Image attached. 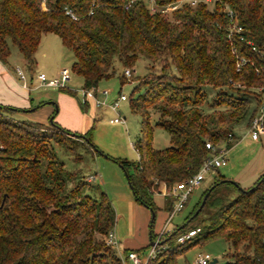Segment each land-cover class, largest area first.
<instances>
[{
	"label": "trees",
	"instance_id": "16d2710c",
	"mask_svg": "<svg viewBox=\"0 0 264 264\" xmlns=\"http://www.w3.org/2000/svg\"><path fill=\"white\" fill-rule=\"evenodd\" d=\"M176 1L0 0V62L8 63L11 43L31 74L42 35H57L73 54L70 70L82 78L83 111L89 105L84 91L114 76L116 60L123 69L121 85L129 78L126 69H133L139 57L148 60L142 77L130 76L136 85L129 106L141 116L133 144L138 158L115 161L127 174L135 200L154 213H169L174 204V197L166 196L165 204L158 205L155 194L193 175L222 146L231 147L229 134L234 139L236 125L250 124L261 104L258 89L264 86V0L195 5L184 0L174 10L162 11ZM225 8L242 29L232 37ZM241 59L246 62L237 69ZM205 87L216 89L209 100ZM58 90L77 95L69 87ZM13 112L24 110L0 103V264L128 263V252L144 247L124 249V263L116 248L105 243L115 224L111 201L104 192L99 198L84 193L85 180L68 187L73 173L54 148L73 149L79 138L100 153L92 141L93 125L76 137L54 121L55 110L46 122L15 118ZM153 112L159 114L156 126L169 135L168 147L152 146ZM207 142L216 150H209ZM215 170L212 183L192 202L185 226L176 225L146 264H177L189 248L216 238L230 246L226 256L231 261L225 264H264V173L240 189L222 181L226 177ZM195 228L200 230L193 237L176 242L177 235ZM156 237L151 230V239Z\"/></svg>",
	"mask_w": 264,
	"mask_h": 264
},
{
	"label": "rangeland",
	"instance_id": "374dc122",
	"mask_svg": "<svg viewBox=\"0 0 264 264\" xmlns=\"http://www.w3.org/2000/svg\"><path fill=\"white\" fill-rule=\"evenodd\" d=\"M9 46L10 56L8 63L4 65L5 68L17 65V67L23 69L24 59L22 55L16 46L11 43ZM35 59L36 65L34 72L29 74L23 69L26 76L28 78L32 76V80H34L31 87L27 88V96H24L27 101L29 100L28 102L31 99L33 106L25 109V111L38 106L41 101H52L56 108L52 104H47L43 110L48 108L49 105H52L56 111L54 121L62 127L73 129L71 132H74V130L79 131L77 133L79 134L81 131L84 132L93 125L92 141L100 153H96L79 138H76L77 141L73 149H67L62 145L54 144L58 159L63 162L66 170L73 173V177L68 181L67 186L72 187L79 180H85L87 186L84 188V193L94 198H99L101 192H104L113 206L115 215L113 230L115 235L120 242H123L125 239H130L139 243V240H142L137 245H142L140 248H144L138 253L141 258H145L150 249L148 245L151 230L153 234H158L161 231L168 216V211L162 209L155 213L153 228L151 229L150 222L152 221V213L150 209L135 200L125 172L115 161L118 158L130 161L138 158L133 144L140 133L141 116L133 112L129 106V95L136 85L135 78L130 79L129 77L127 78V82L121 85L119 76L123 73V69L116 60L114 63L115 75L109 79L102 80L99 82L97 88H95L97 98L105 104L96 107L92 97L85 95L89 105L83 111L79 106V102H83L84 98L81 88L82 78L70 70L74 57L71 51L62 45L60 38L53 33L42 35ZM147 65L148 60L144 57H139L133 69H130L132 76L136 78L142 77L147 72ZM62 68H68L70 70V80L67 83V87L76 91L77 95L75 97L61 92L56 88L33 87L38 84L36 76L40 72L45 73L46 77L50 78L57 76ZM12 73L15 74L16 72L13 70ZM13 77L18 79L17 74L13 75ZM15 82L17 83L16 80ZM104 91H107V93H104ZM205 91L207 93L206 98L209 100L214 96L216 89L205 87ZM119 94H124L127 100L120 102L118 111L114 112L106 105L112 103ZM10 107L14 108L12 106ZM43 110L40 108L38 112L34 111L27 114L33 117L36 114L40 115ZM12 116L15 118L23 117L20 112H13ZM116 116H119L123 122L113 123L111 120ZM158 118L159 114L157 112L151 113L149 121L153 128L152 146L156 149H162L170 145L169 135L164 129L156 126ZM248 130L249 123L247 122L236 125L235 133L237 136L228 149L238 147L228 153L229 150L226 146H222L227 150V154H225L227 164L218 168L220 174L225 176L248 174L255 162V158H258V154H261V157L264 156V137H261V140L258 142H252ZM238 148L239 152H236ZM215 171H210L206 174L201 184L194 188L191 195V202L185 209L176 213L169 220L167 228L170 232H173L176 225L183 224V219L190 210L192 202L214 180ZM95 174L96 178L89 182L87 178ZM169 190L165 188L160 195L155 194L154 200L158 205L163 206L165 204L166 196H169ZM165 237V235H162L161 241ZM120 246L116 249V252L125 263L124 249L122 245ZM228 251H230V246L223 238L212 239L203 244L195 245L185 253L179 255L177 257V264H195V258L200 252L210 255L208 264H225L231 261V258L226 256ZM214 259L216 260L215 262H213ZM125 264L132 263L128 261Z\"/></svg>",
	"mask_w": 264,
	"mask_h": 264
},
{
	"label": "built area",
	"instance_id": "2783aa9c",
	"mask_svg": "<svg viewBox=\"0 0 264 264\" xmlns=\"http://www.w3.org/2000/svg\"><path fill=\"white\" fill-rule=\"evenodd\" d=\"M184 0H179L170 4H167L162 7V11L164 12H170L174 10L177 6H179ZM186 2H189L191 5H195L201 1L209 2L211 0H185ZM151 10H155V7H151ZM225 12L229 19L232 21L231 22V27L229 28V37H232L234 33L238 34L241 32V27L236 24L233 19H234V13L230 8H225ZM70 13V12H69ZM241 39V37H239ZM254 49V47H252ZM246 60L241 59L237 63V69L241 66V64H244ZM15 72L17 74L18 80L21 82L24 88L28 87V77L26 76V73L23 69L20 67L15 68ZM124 74L126 77H130L132 75V71L130 69H126L124 71ZM38 80V84L36 87H43V88H62V87H67V83L70 80V70L68 68H62L59 71V74L57 76H53L50 78H47L45 73L40 72L36 76ZM260 91V96H261V104L256 112V114L253 116L252 120L250 121L249 124V134L250 137L253 140H258L261 136L264 135V86L260 87L258 89ZM96 89L94 90L89 89L84 91L85 95H88L92 97L94 100L95 106L100 107L104 105L105 103L100 101L97 98V95L95 94ZM83 92V89H82ZM104 93H107V91H104ZM126 96L124 94H119L118 97L112 102L107 104L106 106L112 109L114 112L118 111V105L120 102L126 100ZM113 123H121L123 120L119 116L114 117L111 120ZM228 142H233L232 135L229 134V139ZM206 147L211 150L212 152L216 150V146L210 142H207ZM227 150L225 148L219 149V153L217 154H210L204 160L202 161V164L200 168L191 176L185 178L184 180L174 184L169 192L168 195L174 197V204L172 210L167 214V218L163 224V227L161 231L157 234V239L156 242H160L162 239V235H168L170 234V231L167 228L169 220L173 218V216L180 212L187 201L189 195L193 192L194 188L199 186L201 182L205 179V176L207 173L210 171H214L216 168H219L220 166H223L226 164V154ZM96 178L95 175H90L87 179L89 182L93 181ZM167 195V194H166ZM200 229L195 228L192 230H189L187 232H183L176 237V242L178 243H184L187 239L193 237ZM105 243L107 245H110L114 248H116L118 244V240L116 238V235L114 233V230H111L105 235L104 237ZM159 245L155 244L154 246H151L147 255L145 258H141L139 253L137 251H129L127 254V260L130 261L132 264H146L148 260H151L155 257L157 247ZM122 259V258H121ZM210 260V255L207 253H198L196 258H195V264H208Z\"/></svg>",
	"mask_w": 264,
	"mask_h": 264
},
{
	"label": "crops",
	"instance_id": "0c3cea01",
	"mask_svg": "<svg viewBox=\"0 0 264 264\" xmlns=\"http://www.w3.org/2000/svg\"><path fill=\"white\" fill-rule=\"evenodd\" d=\"M16 66H14V68H16ZM12 68L13 66H9L5 68L4 64L0 62V103L9 105L15 108L23 109L24 112H20L23 116L22 118L31 119L34 121L46 122L47 119L51 117L52 112L55 110L56 108L55 104L52 101H48V102L41 101L39 104L43 103V105L40 106L39 108L36 106L30 110L28 109L25 111V109L31 108L33 106L31 99H30V102H28L29 100L27 101L24 98V96L25 95L27 96L26 94L27 88L31 87V84L34 82V80H32V76L28 78V87L24 88L21 82L15 77H13V75H16V73L15 74L12 73L13 72ZM15 80L17 81V83L15 82ZM36 86L37 85H34L33 87L36 88ZM47 104H52L55 108L52 105H49L48 108L43 110V108L47 106ZM40 108H42L43 110L40 115L36 114L35 116L32 117L27 114V113L34 112V111L38 112V109ZM54 120H55V117H54ZM63 128H66V127H63ZM68 130L72 131L73 129H68ZM74 132H79V131L74 130ZM236 136L237 135L234 132V139L236 138ZM261 137H264V135ZM261 137L258 140H253L251 137L250 139L252 142H258L261 140ZM237 147L238 146L232 149H228L229 150L228 153L235 150ZM236 152H239V148L236 150ZM254 161L255 162L253 163L248 174H243V175L238 174L235 176L233 175L225 176L224 175V176L226 177V179H232L236 181L242 188H248L257 180V178L261 174L264 173V156L261 157V154H258V158H255ZM226 164H227V161H226ZM117 240L119 243L117 244L116 249L119 248L120 245H122L123 249H139L142 246V245H137V244H140L142 240H139V243H137L136 241L130 240V239H125L123 242H120L118 238ZM149 245H150V239H149Z\"/></svg>",
	"mask_w": 264,
	"mask_h": 264
},
{
	"label": "water",
	"instance_id": "95a60500",
	"mask_svg": "<svg viewBox=\"0 0 264 264\" xmlns=\"http://www.w3.org/2000/svg\"><path fill=\"white\" fill-rule=\"evenodd\" d=\"M52 119H53V116L52 117H50V121H52ZM70 135L71 136H76V137H80L81 135L80 134H77V133H74V132H71L70 133ZM126 174V173H125ZM126 176H127V174H126ZM264 178V175L261 177V180ZM222 181H230V182H232L233 184H235L236 186H238L240 189H243L236 181H234V180H230V179H223ZM216 184H213V185H211L209 188H208V191L205 193V195H204V197H203V199H202V201H201V203H200V205H199V207L197 208V210L193 213V215L189 218V220H191L198 212H199V210L203 207V205H204V203H205V200H206V198H207V196H208V194H209V192L214 188V186H215ZM131 188V187H130ZM150 211H151V213H152V221L154 220V217H155V213L150 209ZM185 222L183 223V224H181L180 226H179V229H181V228H183L184 226H185ZM175 233V231H173V234ZM165 241L163 240V241H161V242H156V241H153L152 239H151V233H150V246H154L155 244H157V245H160V244H162V243H164ZM216 260L214 259L213 260V262H215ZM213 262H211V263H213Z\"/></svg>",
	"mask_w": 264,
	"mask_h": 264
}]
</instances>
